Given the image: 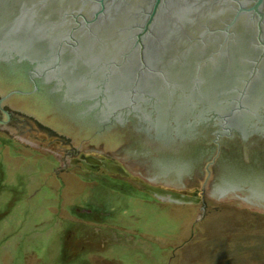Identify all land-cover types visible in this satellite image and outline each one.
<instances>
[{
	"label": "water",
	"instance_id": "95a60500",
	"mask_svg": "<svg viewBox=\"0 0 264 264\" xmlns=\"http://www.w3.org/2000/svg\"><path fill=\"white\" fill-rule=\"evenodd\" d=\"M182 78L190 88H206L198 115L202 119L220 110L225 141L239 137L233 127L242 133L240 123L259 121L264 0H0V99L5 104L80 150L110 156L138 177L174 189L195 188L264 215L263 202L248 204L235 192L225 193L219 181L224 177L205 172L216 158L213 153L200 157L199 179L162 171H191L179 155L166 154L172 146L165 131L170 120L196 117L190 108L166 106L167 86ZM207 124L197 127L213 122ZM142 126L161 137L141 133ZM203 136L204 144L216 145L212 135ZM239 139L234 140L238 162L227 168L228 175L242 176L241 184L254 177L264 184V140ZM251 164L255 167L248 169ZM106 168L126 175L120 166ZM245 190L238 189L247 196Z\"/></svg>",
	"mask_w": 264,
	"mask_h": 264
},
{
	"label": "rangeland",
	"instance_id": "374dc122",
	"mask_svg": "<svg viewBox=\"0 0 264 264\" xmlns=\"http://www.w3.org/2000/svg\"><path fill=\"white\" fill-rule=\"evenodd\" d=\"M81 156L121 165L0 99V264H264L263 214L125 167L198 199L159 200L108 173L98 188Z\"/></svg>",
	"mask_w": 264,
	"mask_h": 264
},
{
	"label": "flooded vegetation",
	"instance_id": "af4514ba",
	"mask_svg": "<svg viewBox=\"0 0 264 264\" xmlns=\"http://www.w3.org/2000/svg\"><path fill=\"white\" fill-rule=\"evenodd\" d=\"M189 80H185V79H179V80H172V83L169 84V86H167V91H166V99H167V107L169 108H176L179 107V109L183 106L182 110L187 111V109L189 110L192 109L194 114L196 115V117H191L189 119L187 118H182V119H171L170 121H172L170 124L174 125V128L171 127V125L169 124V127L167 130H165L166 136L169 135V137L166 140H169L170 143L172 144L171 148L168 149V153H166L167 155L172 154V156H177L179 155L180 157H178L179 159H182V161L185 163V168L187 169V167L191 168L190 173L188 174V172L186 173H179V172H172L169 170H162L163 172H166V175H174L177 177H181V179H187V178H193L194 179H199L202 176L203 170H201L199 167L201 165L200 163V157L203 155V153H209L213 155H216V158L212 159L209 162V166L207 168H205V172H209L211 173L214 178L216 177V175H221L222 177H224L223 179H219L220 181V185L223 188L222 190L225 193L228 192H235V196L236 198H240L243 199L245 198L246 203L248 204H254V203H258L259 206L262 205L261 202L264 203V184H258L256 183V179L254 177V180H248L246 183L241 184L240 178L242 177H238L237 175L233 177H231L232 175H228L227 173V168L228 167H232L235 166L233 163H235L236 161L238 162V158H236V154L237 152H239L240 150L235 149L237 147V142L234 140H240L239 137L242 139H246V140H251L253 137H257L260 136L262 137V139L264 140V109L263 110H259V121L255 122V121H250V123H248L247 125H245V123H240V125H242L240 127V130L242 131V133L240 131H237L235 129V127H233L234 129H232L233 131L237 132V134L239 135V137L235 134H231V132L227 135H235V139L232 140V142H227L226 140V135L225 133H221V128L224 127L223 124H219L220 122L219 120V116L220 113L219 111H217L219 113H216L215 110L210 111L209 113H205V116L201 117L198 115V112L201 108H203L204 105H202L201 103H198V99L202 98V92L205 91V87H199L198 86H194V88H190L188 85ZM233 87V86H231ZM230 87V88H231ZM166 102V100H165ZM231 102V100H229V103ZM164 104V102L162 103V105ZM216 104V103H215ZM223 104H225V102H223ZM165 106V104L163 105ZM218 109H220L221 107L217 106ZM151 118L153 120L156 119V117H152ZM146 120V119H145ZM181 120V121H179ZM144 122V121H142ZM213 122L212 126H208L209 128L205 127L204 129H199L197 126L200 125H205L206 123H208L207 125H211V123ZM247 123V122H246ZM142 124V123H141ZM143 125V124H142ZM203 125V126H204ZM216 126V127H215ZM226 126V125H225ZM141 133H146L147 135H151L152 137H158L159 135L157 134V132L152 131V133H147V128L145 127H140L138 128ZM171 134L168 133L170 130ZM255 129H261L262 131H258L255 132ZM218 130H220L218 132ZM228 130H231V128L228 127ZM218 132V133H217ZM204 134H209L212 135L214 137V139L212 140L213 142L216 143L213 145H206L204 144L203 139L204 138ZM172 135V136H171ZM225 135V136H223ZM151 136H148L149 138ZM161 137V136H159ZM202 138V139H201ZM207 140V139H206ZM158 141V140H156ZM223 144L226 146L224 147ZM158 147H160L158 145ZM217 147V148H216ZM206 149L208 151H206ZM216 150V151H215ZM212 155V157H213ZM254 157H258V153L257 151H255L254 153ZM90 158V159H89ZM81 159L83 160V167H85V169L89 172L92 171L91 173H93L94 175H92V177L95 178V181H97V185L98 188H101L102 183L101 182H106L103 181L104 179H108L107 178V173L110 174L108 176H112L114 178H117L118 180L120 179H125L126 181H128L129 185L133 186V189L135 192H139L141 190H143L146 193H149L146 188L148 187H154L153 185H149L146 183H138L135 181H130L129 178V174L126 171V169L124 168V166L118 165V164H114L111 162H105L104 160L98 159V158H94L91 156H81ZM187 162V165H186ZM86 163V164H85ZM106 165H117L120 166L123 171L125 172L126 175H122L120 173H116V172H111L106 168ZM187 166V167H186ZM204 166H207L204 164ZM248 169H253V167H255L254 165H250L248 166ZM210 168L212 170H210ZM257 168V167H256ZM189 170V169H188ZM250 172L259 175V173L254 172L252 170H249ZM102 172V176H98L96 175L97 173H101ZM90 173V172H89ZM226 173V174H225ZM263 173V172H262ZM185 174H188L187 176ZM252 176V175H251ZM120 178V179H119ZM101 180V181H100ZM115 180V179H114ZM189 180V179H187ZM117 181V180H115ZM124 181V180H123ZM197 181V180H195ZM256 181V182H255ZM130 182L132 184H130ZM242 186L246 189L245 191L248 192V195L246 196V194H242V192L239 193V188H242ZM221 187L218 188V194H222L221 192ZM156 188H160V187H156ZM160 189H164V188H160ZM167 190V189H166ZM171 191V190H169ZM176 194L185 196L188 198V200L191 199H195L197 198L196 192H192L191 194H185V193H179V192H175L172 191ZM152 196V195H151ZM194 197V198H193ZM155 198V197H154ZM157 199V198H156ZM198 199V198H197ZM187 200V202H189ZM166 201V200H165ZM170 202V201H169ZM175 203L176 202H172ZM193 203V202H191ZM261 203V204H260Z\"/></svg>",
	"mask_w": 264,
	"mask_h": 264
},
{
	"label": "bare ground",
	"instance_id": "6f19581e",
	"mask_svg": "<svg viewBox=\"0 0 264 264\" xmlns=\"http://www.w3.org/2000/svg\"><path fill=\"white\" fill-rule=\"evenodd\" d=\"M146 190L150 193V194H154L160 198H163L166 201H172V202H176V203H181V202H187L188 198L185 196H177L175 194H171L169 193V191L165 190H160L156 187H148L146 188ZM190 201V200H188Z\"/></svg>",
	"mask_w": 264,
	"mask_h": 264
}]
</instances>
